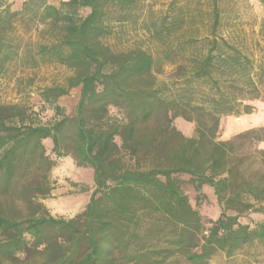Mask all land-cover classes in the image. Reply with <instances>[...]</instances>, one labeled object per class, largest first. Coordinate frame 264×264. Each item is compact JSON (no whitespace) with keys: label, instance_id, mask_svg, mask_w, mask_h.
<instances>
[{"label":"trees","instance_id":"16d2710c","mask_svg":"<svg viewBox=\"0 0 264 264\" xmlns=\"http://www.w3.org/2000/svg\"><path fill=\"white\" fill-rule=\"evenodd\" d=\"M218 1L200 37L182 30L179 0L161 10L143 0H25L13 10L0 0V76L13 62L58 64L71 74L43 101L80 89L74 115L50 124L28 122L24 105H0V264H206L264 238V218L254 228L240 221L255 204L264 216V128L217 140L223 117L264 101V63L219 33ZM126 25H142L156 53L105 42ZM158 64L173 67L167 80L154 77ZM178 117L196 124V136L174 125ZM51 153L93 171L89 202L70 219L41 202L53 189ZM187 182L197 203L213 189L217 218L192 205Z\"/></svg>","mask_w":264,"mask_h":264},{"label":"rangeland","instance_id":"374dc122","mask_svg":"<svg viewBox=\"0 0 264 264\" xmlns=\"http://www.w3.org/2000/svg\"><path fill=\"white\" fill-rule=\"evenodd\" d=\"M25 0H10L13 10H20ZM61 1L49 0L59 6ZM146 6L155 10L166 9L171 0H143ZM213 0H179L185 9L187 21L183 31L203 37L211 31V9ZM218 6L222 14V24L219 33L227 40L241 48L250 56L256 65L264 63V0H219ZM22 32V29L21 31ZM118 36L105 40L113 49L125 51L134 47H143L156 53L157 46L147 38L142 25H126L124 28L116 26ZM38 33L33 32L32 39L38 40ZM173 67L158 64L153 75L158 81L167 80ZM71 71L58 64L44 65L36 69L22 67L13 62L7 67L6 73L0 76V105H24L28 108V122L34 124H50L62 116H73L79 101L80 89H73L68 95L62 96L54 104L45 103L41 97L47 87L63 85ZM253 109L244 113L223 117L217 140L225 141L236 134L251 128H264V101L251 103ZM57 108L60 110L58 111ZM112 119H121L122 114L117 109H111ZM174 125L186 136H196V124L178 117ZM49 153L52 145L46 143ZM264 149V142L259 145ZM49 173L53 187L49 197L41 199L50 214L58 218L70 219L79 214L89 202L93 191V171L90 168L78 167L72 157L57 158ZM128 163L132 164L131 160ZM184 191L189 195L191 203L205 218H217L221 207L217 202L212 188L202 189L200 203H197V193L190 183L184 184ZM231 213V212H230ZM233 214V213H231ZM260 205L255 204L252 210H247L240 216V221L252 228L263 221ZM164 264H190L184 258L175 256ZM206 264H264V238L257 239L251 244L243 246L232 256L218 252Z\"/></svg>","mask_w":264,"mask_h":264}]
</instances>
